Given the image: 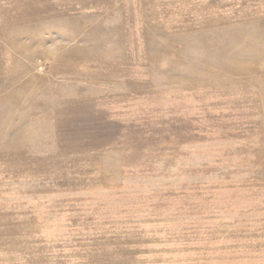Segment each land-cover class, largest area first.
Listing matches in <instances>:
<instances>
[{"label": "rangeland", "instance_id": "rangeland-1", "mask_svg": "<svg viewBox=\"0 0 264 264\" xmlns=\"http://www.w3.org/2000/svg\"><path fill=\"white\" fill-rule=\"evenodd\" d=\"M0 264H264V0H0Z\"/></svg>", "mask_w": 264, "mask_h": 264}]
</instances>
